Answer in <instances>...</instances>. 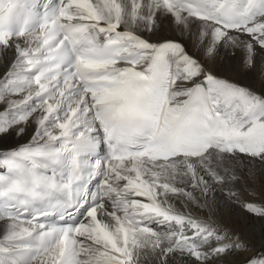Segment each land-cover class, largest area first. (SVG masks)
<instances>
[{"label": "snow or ice", "instance_id": "1", "mask_svg": "<svg viewBox=\"0 0 264 264\" xmlns=\"http://www.w3.org/2000/svg\"><path fill=\"white\" fill-rule=\"evenodd\" d=\"M236 50L264 78V0H0V264H264L225 221L264 229V91L216 66Z\"/></svg>", "mask_w": 264, "mask_h": 264}, {"label": "bare ground", "instance_id": "2", "mask_svg": "<svg viewBox=\"0 0 264 264\" xmlns=\"http://www.w3.org/2000/svg\"><path fill=\"white\" fill-rule=\"evenodd\" d=\"M195 30V29H194ZM162 36H178L180 35L178 31L174 30V27L171 26L167 21L164 22L162 31L160 33ZM184 41L188 47V50L192 54H197V49L193 46L192 42L184 37ZM242 50H236L234 54H229L225 57L224 52H221V59L217 62V67H227L231 70L226 73L234 81H237L241 84L247 85L257 92L264 91V78L260 77L256 72L246 71L242 66ZM264 63V53L257 54V66L259 67ZM5 71L4 62L0 61V74ZM5 106H0V113H3ZM34 131V123L29 124L26 127L25 134L22 138L12 137L7 141L9 144H21L27 141H30ZM257 180L255 184L256 195L260 196L262 189H264V169H261V166L257 163ZM250 191V189L248 190ZM175 207L178 210L189 212L193 215H198L195 208L191 205H184L182 202H175ZM225 221L229 224H235L237 221L244 226L243 230L245 236L248 239L249 243L253 246V251L260 250L261 238L264 235V229H262V222L245 216L243 211L240 208H229L228 215L225 218Z\"/></svg>", "mask_w": 264, "mask_h": 264}]
</instances>
